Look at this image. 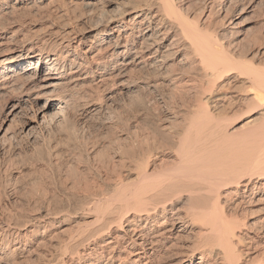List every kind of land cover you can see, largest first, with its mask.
Returning <instances> with one entry per match:
<instances>
[{
	"label": "bare ground",
	"instance_id": "6f19581e",
	"mask_svg": "<svg viewBox=\"0 0 264 264\" xmlns=\"http://www.w3.org/2000/svg\"><path fill=\"white\" fill-rule=\"evenodd\" d=\"M54 1L60 2L0 0V142L10 152L19 136L47 142L46 125L66 119L72 103L99 112L113 91H160L171 100L192 93L195 99L169 106L161 126L170 141L129 147L120 159L125 170L115 171L114 159L101 165L108 168L100 175L106 188L99 182L93 188L95 180L84 186L91 201L82 207L84 225L47 254L46 264H243V256L264 264V40L245 33L257 39L252 45L238 29L242 16L261 10L264 0H81L88 10L81 25L71 7L49 11ZM168 144L176 160L156 167ZM183 195L186 210L176 209ZM2 202L0 264L52 246L62 211L19 216Z\"/></svg>",
	"mask_w": 264,
	"mask_h": 264
},
{
	"label": "rangeland",
	"instance_id": "374dc122",
	"mask_svg": "<svg viewBox=\"0 0 264 264\" xmlns=\"http://www.w3.org/2000/svg\"><path fill=\"white\" fill-rule=\"evenodd\" d=\"M57 1H59V0H57ZM194 1H196V0H193V2ZM77 2H78V4H77ZM82 3L83 2H81V0H60V2H57V3H56V1H54V3H50L53 7L50 4H48V5L51 6L49 11H52V9L54 11L55 10V7H56V10L54 11L55 14H60L61 11H58V10H61V9H64V8H70L71 7L69 10H70L72 16L73 17L76 16V17L73 18V21H75V24L77 23V24L81 25L80 24L81 21H83V19L87 16L86 13L88 12V10L85 7L84 3L83 4ZM98 5L96 6V8H98V7H99L98 9H102L103 8L102 3H98ZM83 6L85 7V9H84ZM194 6L192 5V9H193ZM261 6H262V7H260L261 10L258 9L259 8V6H258V8H257L258 11L256 9V10H254V13H246L239 20V22L242 21V22L239 23V27H238L239 30H242L243 31V35L241 36V38H243V41L246 40L247 42L248 41L252 42L251 43L252 45L255 44L253 40H257V39H254V38L251 40V38L253 37V35L255 37V34H256L257 37H261V38H258L260 40H257V42L264 40V38H263L264 37V7H263L264 5H261ZM57 8H58V10H57ZM82 8L84 9L83 11L81 10ZM262 8H263V11H262ZM48 9L45 8L44 11L48 13ZM192 9H191V11H192ZM84 11H85V13H84ZM82 13H84V16L82 15L83 17H81V14ZM20 15L22 16V13ZM24 16L28 17V16H30V14L28 15V13L26 12V13L23 14V17ZM38 16L36 15L35 17H37V19L39 18V20H40L41 17L40 16L38 17ZM78 17H79V20L77 21L76 19H78ZM244 18H247V20L246 19L244 20ZM243 23H245V24H243ZM261 25H262V30H261ZM258 26H260V27H258ZM245 33H246V35H247L248 38L249 37H251V38L250 39H247ZM244 35H245V37H244ZM241 38H239V39H241ZM263 43H264V41H263ZM136 91H137V93H136ZM142 91L143 90H140L139 91V89H134V90H130V91H123V92L113 91V95H112L113 98L111 97V99L108 102V104L102 110H100L99 112H96L95 114L94 113H92V114L87 113L84 110V108H82V106L79 105L78 103H77L78 105L75 104V103H72V105H74V106L71 107L72 106L71 105L68 108L69 110H68L67 115H66L67 116L66 119H68V122H66L67 121L66 119H61V120H55L54 121V124H53V122H50L49 123L50 126L48 124H47L48 126L46 125V127H48V128L44 129V133H45V135L47 134L46 135L47 136L46 137L47 138L46 139L47 142H44L43 141V139H44L43 136L40 137V138H38L37 140H35V142L32 141V140H29L28 138L25 139L26 138L25 136H19V137H17V139L15 138V140L11 141V143H10L11 145L13 144V146H12L13 148H14L15 145H17V146H15V149H16L15 153L10 152L8 150V148H9L8 146L9 145H6L5 143H4L5 145H2L3 143L0 142V184H1L0 185V190H1L0 191V195H1L0 196V199L3 201L2 203L4 204V208L3 209L6 212H8V213L11 212V211H13L14 213L18 214L19 216H21L22 214H24L22 216H25L26 214H29V213L34 212V211H37V209L45 210V211L46 210H51V211L53 210V212H58V210L59 211H62L60 213L58 212L59 215L60 214L62 215V216L61 215L59 216L60 219L58 218V222L56 223L57 226H59V227H57L52 232V234L54 233L53 235L56 236L54 238L55 240H53V242H52V246L50 245L49 247H46V248L44 247V248L39 249L38 252L33 253L32 256L30 258H26V260H23L24 258L18 257V258H16V260H12V259L7 260V261H9V263L8 262H4L3 264H10V263L11 264H14V261L17 262V263L15 262V264H33V263L34 264H46L49 261V259L47 258L48 257L47 254L56 253L57 248L60 245V243L63 240H66L69 235H73V233H75V232L77 233L78 232V229L81 227V224H82V226L84 225V223H83L84 220L81 217H82V214L85 213L84 212L85 211L84 208H86L88 206L87 203L91 202V201H89L90 199L88 200V198H89L88 195H90L89 194V191H87L86 190L87 188L85 189L84 186L87 185V183H90V182H91L90 184L93 185L94 182L92 184V181L95 180V184H96V182H99L100 183V186L101 187H104V183L102 184V182H103L102 180L103 179L101 177L102 176L101 174H103V173L105 174V172L107 171L108 168H107V166H104L105 168H103V166L101 167V165H105V163L107 164V161H109V159L110 160H113L114 159L115 160V163H117V166H118V167L116 166L117 168L115 167L116 169L114 168L115 171L125 170L120 165V161H121L120 159L122 157L121 155H123L125 152L126 153L130 152V150L128 149L129 147H131L130 149H132L133 146H135V145H141V144L142 145H145V147H146V146L152 145L153 142H157L158 143V140L157 139H159V141H160L159 143H161L163 140L165 142L166 141L167 142L170 141L169 138H168L169 136L166 137L168 132L167 131L165 132L162 129V126H161L162 119L164 120L168 116V113H169L168 111H172L173 110L174 107L171 108L172 106L177 105L178 103L182 105L183 104L182 102L185 101V100H186L185 102H188L190 100L194 101V99H195V96L194 95H192L193 97L190 95L192 93L185 94V97L183 96L182 98H178V97L175 98L174 97L171 100V97H168V95L167 96L164 95L165 97H163V94H161L160 91H158V92L157 91H153V92H151L152 95L150 94V90H144L143 92ZM128 94H130V95H128ZM138 94H139V97L137 98ZM127 95H128V98H127ZM188 95H190V96H188ZM142 96H143V98H142ZM115 97H116V99H115ZM183 98L184 99L186 98V99L184 100ZM179 99L180 100H183V101L181 102ZM130 101H131V103H130ZM151 103H153V104H151ZM75 105H77V106H75ZM133 105H135L134 108H133ZM151 105H152V107H151ZM169 106H171V107H169ZM152 108H153V110H152ZM105 109L106 110H109V111H106ZM142 109H143V111H142ZM261 112H262V110H259V112H257V115H259ZM153 118H154V120H153ZM70 119L71 120L73 119L75 122L74 121H71ZM62 121H64V122H62ZM72 123H73V125H72ZM175 123H176L175 124V127H178V126H176L178 122H175ZM63 124H64L65 127L63 126ZM66 124H67V126H66ZM70 125L76 126L75 128H77V126H79L78 127L79 129L78 128L77 129H75V128L73 129V127L70 126ZM178 125L180 127V124L179 123H178ZM127 126H130V127L127 128ZM67 127L70 130L66 129ZM159 127L162 129V131H159V130H161ZM18 128H19V126H18ZM47 129L49 131H47ZM128 129H130V130H128ZM75 130H77L76 132L78 134H76ZM62 131H63V133H62ZM68 131L70 132L69 135H72V136H69L68 135V133H67ZM72 132H73V134H71ZM157 132H158V134H157ZM49 133L52 134V135H50V138L51 139L52 138H54V139L56 138L57 139V140L56 139L55 140L53 139V141L50 140L54 145L57 144V141H60L62 139L64 140L67 136H68V138L69 137L70 138H73V135H74V140H71L70 139L71 141L68 142L69 139L67 138V139L64 140V143L62 142L63 140L60 141V142H58V146L56 145L57 148H55V151H54L56 153H54L53 152L54 148L52 149L51 146H53V147H56V146H54L53 144H51L50 141L49 142H50L51 146L49 145V143H48V140L50 139L48 137L49 136ZM63 135H64V138H63ZM65 135H66V137H65ZM76 135H78V136H76ZM153 135L155 137H153ZM52 136H54V137H52ZM61 136H62V138H61ZM116 136H118V137H116ZM77 137L79 138V140H77L78 139ZM80 137H81V139H80ZM145 137H148L147 139H149V140H147ZM58 138H60V139H58ZM101 138H102V141H101ZM143 138H144V140H142ZM165 138H167V139H165ZM117 140H118V142H117ZM124 140H125V143H124ZM128 141H129V143H128ZM146 141H148V142H146ZM39 142H40V144H39ZM42 142H43V144H42ZM73 142L76 143V145H78V146H76ZM79 142H81V143H79ZM92 142L94 144L96 143L95 146H94V144ZM140 142H141V144H140ZM44 143H45V146H44ZM131 143H132V145H131ZM133 143H134V145H133ZM61 144H62V147H60ZM63 144L65 145V147L63 146ZM102 144H103L104 147L102 146ZM106 145H107V147H106ZM169 145L170 144H168L167 145L168 147L165 148L164 155L163 156L161 155L162 157H158L157 160L155 161V165L157 163L156 167H158V165L160 166L161 164H164V163H166V164H172L174 162L173 160H176V156L174 155V151H172L173 149L169 148ZM3 146L4 147H7V148H3ZM96 146H97V148H96ZM170 146H172V144ZM39 147H41V148H39ZM135 147L139 148V146H135ZM44 148L45 149L47 148V150H46L47 152L44 150ZM48 149L50 150V153L52 155H49L48 154V152H49ZM101 149H103V150L101 151ZM105 149H106V151H105ZM4 150H5V152H4ZM39 150H40V152H39ZM63 150H64V152H63ZM71 150H73V151H71ZM18 151H19V153H18ZM44 151L46 153H44ZM84 151H86V152H84ZM98 152H99V154H98ZM113 152H114V154H113ZM122 152H123V154H122ZM6 153H10L11 154V157L13 155V158L17 156V158H15V159H13L11 157L9 158L10 155H8ZM105 153H106V155H105ZM115 153H116V155H115ZM31 154L33 156H31ZM39 155L47 156V158L44 157V156L43 157L42 156L40 157ZM95 155H97V156H95ZM49 156L50 157L52 156V157L51 158H48ZM3 157L4 158L5 157L6 158L8 157L9 160L8 159L6 160V158L4 159ZM95 157H96V159H95ZM18 158H19V160H17ZM41 158H43V159H41ZM52 158H53V160H51ZM10 159L11 160L13 159V160H15V162L16 161H18V162L14 163V161L13 160L11 161ZM46 160L47 161L50 160V162L49 161L47 162ZM8 161H11V163H8ZM21 161H22V163L20 164ZM99 162H103V163H99ZM12 163H14V164H12ZM47 163H48V165H47ZM10 166H12V167L10 168ZM6 170H8V171H6ZM11 170H12V172H11ZM37 170H38V172H37ZM77 170H78V173H77ZM84 174H86V175H84ZM95 177H96V179H95ZM98 177H100V178H98ZM85 178H88V179H85ZM89 178H90V180H89ZM86 180H88V181H86ZM75 181H76V183H75ZM95 184L93 185V188L96 186V188L98 187L97 190L100 189V187L98 186V183L96 185ZM104 188H106V187H104ZM94 190L95 189H93V191ZM53 195H54V197H53ZM85 196H87V197H85ZM183 196H182V198L180 197L181 199L179 198L178 200L177 199L175 200L174 206L176 207V209L178 207L182 209V207H183L182 210H184L186 208L185 206L188 205V204H186L188 202L187 201V197L185 195H183ZM78 199H79V201H78ZM35 203H37V204H35ZM83 206H84V208H82ZM76 210H77L78 213H76ZM72 211H75L76 215L78 214V216L75 217L74 216L75 213L72 215V213H73ZM68 212H70L71 215ZM80 214H81V216H80ZM63 215H65V216H63ZM71 216L73 218H70ZM247 217L249 218V215ZM245 219H247V218H245ZM78 226H80V227L78 228ZM43 229H44L43 227L40 228V230H39L40 233H41V231ZM38 237H39V234L34 237V241H36L38 239ZM30 244H32V243H30ZM55 245H56V247H55ZM260 246H261L260 248H263L262 245H260ZM17 260H20V261L18 262ZM242 260L244 261L243 264H253L251 262H254V264H257L256 262H258V264L260 263L258 261V258L257 259L255 258L254 260H250L249 259L247 261L246 258H244V256H243L242 257ZM169 261L170 260L166 259L165 261H163L162 264H166V263L167 264H170V263L172 264V263H175L176 262V261H173V262H169ZM159 262H162V261H158L157 262L158 264H161Z\"/></svg>",
	"mask_w": 264,
	"mask_h": 264
}]
</instances>
